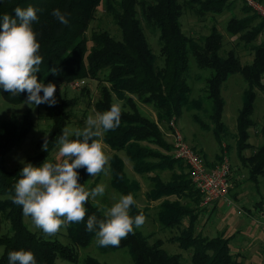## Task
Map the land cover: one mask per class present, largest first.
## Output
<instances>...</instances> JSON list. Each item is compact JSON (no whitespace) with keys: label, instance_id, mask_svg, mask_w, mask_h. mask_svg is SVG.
<instances>
[{"label":"trees","instance_id":"trees-1","mask_svg":"<svg viewBox=\"0 0 264 264\" xmlns=\"http://www.w3.org/2000/svg\"><path fill=\"white\" fill-rule=\"evenodd\" d=\"M234 1L0 0V18L6 14L14 17V9L17 7L26 9L32 6L37 10L38 21L33 22L32 27L40 44L38 55L42 57L39 73H36L39 81L45 84L54 83L58 90L62 86L69 87L76 81L97 80L101 73L106 72L98 87V99L93 105L95 112L103 113L109 110L113 99L121 102L128 111H122L120 126L105 133L101 141L115 152H126L137 174L153 173L157 177L152 179L153 185L150 189L153 200L173 195L184 198L183 203L163 200L156 207V220L162 227L175 228L178 231L169 242L188 251L192 264L246 263L241 261L240 255L231 251L233 249L229 243L233 235L221 234L207 238L197 231L198 216L206 206L212 204L201 206L203 197L195 189L189 167L184 160L163 156L150 149L149 145L167 151H171L172 148L162 139L156 124L140 115L136 103L153 106L160 121H178L183 110L192 103V89L186 81L192 58L199 69L209 71L205 87L206 97L211 103L208 118L212 128L200 124L197 118L193 120L202 131L211 132L221 146L222 141L228 136V129L222 119L225 103L221 91L230 76L240 74L247 88L236 119L234 136L238 168L231 167V161L228 160L231 172L237 169L240 173V183H235L236 187L242 184L250 185V188L254 187V184L258 185L257 177L264 178V142L255 149L248 142V130L253 124L251 116L254 112L257 90L264 93V43L258 42L264 20L242 0L245 5L244 11L250 10L253 15L241 20L232 18L227 25L228 32L233 34L248 29L239 36L253 54L250 63L245 64H241L232 51L221 55L222 36L215 27L202 42H197L181 31L179 21L184 9L198 16L207 14L215 16L232 7ZM101 5L120 32V41L106 32H93L90 39H87L89 25ZM55 9L66 15L69 21L67 26L59 23L52 15ZM257 18L261 22L252 28ZM142 24H145L152 33L158 34L161 68L156 66V56L147 43ZM89 42L91 46H88ZM51 68H57L58 74L51 73L49 71ZM0 95L12 105L23 104L27 99L26 92L12 96L0 89ZM80 103V98H73L53 106L52 125L47 136L48 151L40 147L41 152L29 159L28 163L41 166L49 159L57 147L56 141L62 134V129L67 124L69 116L66 110ZM201 103L197 101L195 105L201 106ZM31 126L30 116L26 113L21 118L11 116L7 120H0V214L3 221L10 226L9 234L0 236V246L3 247L0 264H9L8 253L18 250L31 251L37 264H55L58 258L76 264L78 257L74 247L86 248L96 240L95 232L86 230L88 216L96 215L98 219L103 218L102 211L95 204L88 200L85 204L87 212L84 221L72 223L66 228L67 239L72 245L68 246L57 239H47L42 233L29 231L23 222L22 206L12 203L9 199V196L14 195L15 184L21 178L19 173L24 166L8 171L6 155L24 141ZM258 135L264 141V126ZM70 139L77 138L71 136ZM245 150L252 151L245 155L243 154ZM199 154L204 166L208 170L211 169L209 167L213 165L205 161L201 152ZM249 163L252 165L250 168L247 166ZM244 170L249 172L247 178L242 180ZM109 172L114 190L121 195L136 196L139 186L135 181H128L123 161L117 154L110 158ZM164 172L169 173L167 183L157 175ZM78 173L79 182L83 185L89 175L84 169H78ZM141 213L145 215V212L137 209L136 204L131 206L132 217ZM29 219L31 220L30 217ZM183 219H187L185 226L182 225ZM97 248L102 253L126 249L133 264H181L182 260L179 254L166 253L160 247L159 240L149 245L146 237L136 230L123 238L119 246L102 247L97 244ZM82 263L101 264L90 257L83 259Z\"/></svg>","mask_w":264,"mask_h":264},{"label":"rangeland","instance_id":"rangeland-1","mask_svg":"<svg viewBox=\"0 0 264 264\" xmlns=\"http://www.w3.org/2000/svg\"><path fill=\"white\" fill-rule=\"evenodd\" d=\"M256 1L264 5V0ZM244 9L245 5L242 0H235L232 7H229V9L225 10L222 14L215 16H212L211 14L198 16L190 10L184 9L179 19L181 24V31L186 36H189L195 41L202 42L203 38L209 35L211 29L215 27L222 36L221 55H226V53L232 51L234 55L237 56L241 64L250 63L253 54L248 49V47L244 45V42L239 37L246 31H248V29L246 31H242L239 34H233L231 32H228L227 30V25L229 24V22H231L232 18H235L236 20H241L243 18L251 17L253 15L251 12H249L250 10L244 11ZM259 22H261L260 19H255L252 28L253 26L259 24ZM142 28L147 43L151 48L153 54L156 56V66L158 68H161L162 59L159 53L158 34L152 33L149 29H147L145 24H142ZM262 28L263 31L259 36L258 42L264 43V25ZM93 32H106L115 40H121L120 32L114 25L112 19L105 13L102 5L98 7L95 18L89 25L86 34L88 40L90 39L91 34ZM88 46H91L90 42L88 43ZM105 73L106 72L101 73L97 80L84 79L82 81L83 84L79 85V87L75 90H72L71 88L66 86H62L56 91V104H61L62 101L70 100L73 98L81 99V103L79 105L66 110L68 112L69 117L67 120V124L64 128H68L72 132L77 129L82 130L85 127L86 118L89 115H95L96 112L94 110L93 105L98 99V87ZM208 75V70L199 69L195 65L193 59L190 58V69L186 74V81L192 89V103L183 110V113L178 121H160L158 119L157 112L153 106L142 105L138 102L136 103V106L141 116L147 118L148 120L156 124L162 136V139L166 142L167 145L172 148L171 151H167L155 145H149L151 150L158 152L163 156H170L175 158L176 154L173 152L174 134L175 132H179V134L183 138L184 143L192 151L198 154L201 152L205 157V161L208 164L213 165L209 167L211 168L209 170H214L223 160L224 156H226L230 161H237L234 139V136L236 134V119L244 102V91L247 88V85L240 74H234L229 77V79L226 81L222 88L221 97L225 103L223 108L222 119L226 128L228 129V136L225 140L222 141V145L220 146L211 132L202 131L198 127L199 125L193 120V118H197L200 124L212 128L211 122L208 118V115L211 112V103L210 100L206 97L207 91L205 87V79ZM87 90L89 93L86 94ZM197 101H199L200 103L202 102L200 104L201 106L195 105V102ZM113 103H119L122 111H128V108H124L121 102L113 99ZM25 113L30 116L32 126L24 141L19 146L13 148L6 155V168L8 171H13L17 168L25 166V163H28L29 159L37 156L41 152V148L44 143V138L46 135H49L50 128L52 125L53 106L41 104L39 106L30 107L26 103L20 105H12L7 103L0 95V120H7L11 116L21 118V116ZM251 120L253 124L248 130V142H250L256 149L257 147L261 146L264 142L258 135L259 130L262 126H264V93L258 90L254 112L251 116ZM98 140L102 143L104 151L106 155L109 156V158H111L114 154H117L121 158L124 165V172L128 178V181H135L139 186L134 200L136 201L135 204L137 209L139 211L145 212V220L141 227L136 228L134 226V230L139 232L143 237H146L149 245H152L155 241L159 240L160 247L166 253H168L169 255H181V264H192L190 253L188 251L182 250L176 244L169 242V239L172 236L176 235L178 231L175 228H164L159 225L156 220V207L160 203H162L163 200H168L169 202L183 203L184 198H180L173 195L167 198L153 200L151 198L150 189L153 185L152 179L154 177H157L154 176L153 173H149L147 175L137 174L133 170L132 164L129 161L126 152H115L111 150L108 146H106L101 141V138H98ZM248 150H245L243 154L247 155L252 151ZM48 158V161L56 162L58 158V147L54 149V151L50 154V157ZM109 162L105 166L107 169V174L101 172L94 177L88 176L84 180V183L82 185L88 191H91L97 185H103L105 187V192L103 196H97L95 200L89 198L90 202L95 204L102 211V213L104 210H107L108 207L117 202L120 196H122L120 192L114 190L111 186ZM250 165V163L247 165L248 168H250ZM248 172L244 170V177L241 178L242 180H245V178H247ZM233 173L237 176L240 175L237 169L234 170ZM157 175L163 182L167 183L169 181V173L167 174L164 172L160 174L158 173ZM257 180L258 184H260V188H257V191L254 188L246 190V192L250 191V200L254 203L261 201V199H263L264 202V178L258 179L257 177ZM236 190V187H234L233 189H229V194L231 195V191L236 192ZM226 203L220 204L219 212L222 215L219 214V212L214 208H210L211 210L209 209L208 211L206 209L202 210V212L197 218L196 225L197 231L200 232L202 236H205L207 238L215 237L221 234H226L225 236H228L227 234L230 233L229 230H232V225L235 222H237L238 224V220H243V222H250V227L253 230L258 228L256 221H250V219H246L243 212L244 207L251 208V205H253L254 203H251L249 205H245L240 202H229L230 204ZM23 222L29 231L42 233L41 230L34 228L29 217L26 218L24 216ZM186 223L187 219H183L182 225L185 226ZM9 230L10 226L3 221L2 216L0 214V236L9 234ZM45 237L47 239H57L64 245L72 246L67 239V230L65 228H61V230L54 236ZM235 237L236 236H234V238L230 240L229 244L231 247H234V244H236L235 242L237 241V238ZM252 243L253 242L251 241V244ZM244 245L245 244L242 243V246ZM74 249L78 257V262L76 264H83V259L87 257L93 258L101 264H133L126 249L118 250L115 252L102 253L97 248L96 240H94L86 248L74 247ZM249 250L245 251L244 253H239L240 251L236 249L231 251L233 252V254L240 255L241 261H243L244 263L247 262L248 264H253L254 257L250 255V252L256 254L255 257H258V259L262 256L264 260V246H262V248L256 247L253 251L252 248H250ZM2 253L3 247L0 246V256L2 255ZM254 260L256 262L257 259ZM55 264L72 263L58 258L56 259ZM260 264L264 263L260 262Z\"/></svg>","mask_w":264,"mask_h":264},{"label":"clouds","instance_id":"clouds-1","mask_svg":"<svg viewBox=\"0 0 264 264\" xmlns=\"http://www.w3.org/2000/svg\"><path fill=\"white\" fill-rule=\"evenodd\" d=\"M14 17L0 18V89L18 96L27 93L26 104L39 106L57 103L54 83L45 84L38 80L42 57L38 55L40 44L33 22L38 21L37 10L32 6L15 8ZM52 15L59 23L67 26L65 14L55 9ZM58 74L57 68L49 70ZM62 94V91H61ZM121 106L113 103L109 110L89 115L85 127L74 132L62 129L56 145V162L45 160L41 166L25 163L15 184L12 203L22 206L23 215L31 218L35 229L45 236L56 235L61 228L80 223L86 217L85 204L89 198L103 196L105 187L97 185L91 191L79 182L78 169L86 170L91 177L101 172L107 174L106 155L102 143L97 139L108 131L116 130L121 123ZM74 135L77 139H70ZM82 137V139H80ZM43 150L48 151V137L44 138ZM136 203L132 194L122 195L119 200L103 211V218L88 216L86 230L95 232L99 246H119L121 240L133 233L134 226L143 225V213L132 217L130 208ZM9 264H37L31 251L18 250L8 253Z\"/></svg>","mask_w":264,"mask_h":264},{"label":"built area","instance_id":"built-area-1","mask_svg":"<svg viewBox=\"0 0 264 264\" xmlns=\"http://www.w3.org/2000/svg\"><path fill=\"white\" fill-rule=\"evenodd\" d=\"M249 8L264 20V5L256 0H243ZM82 81H76L69 85L75 90L82 85ZM173 152L176 158L184 160L190 170L191 181L195 189L203 197L202 205L216 204L228 201L230 189V162L226 156L214 170H208L202 158L192 151L183 141L179 132L174 134ZM229 203V201H228Z\"/></svg>","mask_w":264,"mask_h":264},{"label":"crops","instance_id":"crops-1","mask_svg":"<svg viewBox=\"0 0 264 264\" xmlns=\"http://www.w3.org/2000/svg\"><path fill=\"white\" fill-rule=\"evenodd\" d=\"M238 165H239L238 161H235V162H233V160L231 161V167L238 168ZM230 179L231 180L229 181H230L231 189L236 187L235 183L237 184L240 183V180H239L240 177L233 174L232 172H231ZM252 188H254L257 191V188H260V184H258L257 186L254 184V187H251V188H250V185H247V184H242L241 186L236 187L237 193L234 191H231V195L228 194L229 195L228 200H230L229 202H236V203L240 202L245 205L254 203L250 200V191L246 192V190H249ZM223 203L230 204L228 203V201H223V202H218L216 204L208 205L205 208L207 211L210 208L211 209L214 208L215 210L219 212L220 204H223ZM201 206L203 205L201 204ZM244 208H243V212H244L246 219H250V221L255 220L258 225V228L253 230L250 227L251 225L250 222H243V220H238V224L237 222H235L232 225V230H229L230 233L227 235L236 236L235 238H237V241L235 242L236 244H234V247H232V249L239 250L240 251L239 253H244L250 248H252V251H253L256 247L262 248V246H264V202H263V199L251 205V208L250 207H244ZM219 214L221 213L219 212ZM225 235L226 234H224V236ZM251 241L253 242L252 244H251ZM242 243H244L245 245L242 246ZM250 255L254 257L253 264H260V262L264 263L262 256L261 258L258 259V257H255L256 254H253V252H250ZM254 259H257L256 262Z\"/></svg>","mask_w":264,"mask_h":264}]
</instances>
